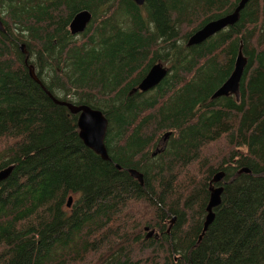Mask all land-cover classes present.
Instances as JSON below:
<instances>
[{
    "label": "trees",
    "instance_id": "1",
    "mask_svg": "<svg viewBox=\"0 0 264 264\" xmlns=\"http://www.w3.org/2000/svg\"><path fill=\"white\" fill-rule=\"evenodd\" d=\"M240 1L0 0V170L14 166L0 182V264H264V0L187 46ZM84 10L91 22L71 35ZM240 45L239 100L212 99ZM157 63L163 80L134 92ZM48 94L101 111L109 161Z\"/></svg>",
    "mask_w": 264,
    "mask_h": 264
},
{
    "label": "water",
    "instance_id": "2",
    "mask_svg": "<svg viewBox=\"0 0 264 264\" xmlns=\"http://www.w3.org/2000/svg\"><path fill=\"white\" fill-rule=\"evenodd\" d=\"M136 5H143L144 0H132ZM248 0H241L238 6L234 11L224 17L212 20L202 26L199 30L193 33L188 41L187 46L200 45L207 39L218 34L219 32L232 27L236 24L239 18L240 11L244 8ZM92 16L88 11H80L75 14L69 24V31L71 35H77L83 33L89 23L91 22ZM0 31H3V27L0 22ZM21 49H24V45H21ZM246 58L242 53V45H240L237 52V56L234 62V68L228 79L223 83V85L217 89L212 95V99H217L220 97L233 96L236 101L240 97V82L246 66ZM167 70L160 64H155L152 66L144 78L140 81L137 88L134 89V92L145 93L154 89L166 76ZM30 75L34 81L41 85L40 82L36 79L34 73L31 71ZM49 97L52 98L50 94ZM54 103L59 106L66 107L71 115L77 116L76 126L78 129L79 139L82 141L83 145L89 150L93 151L98 155L103 161H109V156L105 147V137L108 129V120L104 117L101 111L92 109L88 106L81 105L75 106L68 102L58 101L57 99L52 98ZM14 169V166L11 165L3 170H0V182L5 180ZM131 177L137 179L140 184H142V175L137 173L134 170L128 171ZM248 173L247 169H243L240 173ZM224 177L223 172H219L214 175L210 182L209 187V200L206 207V216L203 225L202 235L207 231L208 227L211 225L214 219L213 210L220 206L221 204V195L223 193L222 187H214V184H218ZM72 202V198L69 197L67 201V207L69 208ZM147 230V228H146ZM153 235V231L148 233V237Z\"/></svg>",
    "mask_w": 264,
    "mask_h": 264
},
{
    "label": "rangeland",
    "instance_id": "3",
    "mask_svg": "<svg viewBox=\"0 0 264 264\" xmlns=\"http://www.w3.org/2000/svg\"><path fill=\"white\" fill-rule=\"evenodd\" d=\"M137 258H139V256H138L137 253H135V254L131 257V261H134V259H137Z\"/></svg>",
    "mask_w": 264,
    "mask_h": 264
},
{
    "label": "flooded vegetation",
    "instance_id": "4",
    "mask_svg": "<svg viewBox=\"0 0 264 264\" xmlns=\"http://www.w3.org/2000/svg\"><path fill=\"white\" fill-rule=\"evenodd\" d=\"M219 183H220V182H219ZM219 183H218V184H219ZM218 184H214V186H215V185H218ZM219 186H220V185H219ZM209 187H210V184H209ZM220 187H221V186H220ZM172 222H173V221H172Z\"/></svg>",
    "mask_w": 264,
    "mask_h": 264
},
{
    "label": "bare ground",
    "instance_id": "5",
    "mask_svg": "<svg viewBox=\"0 0 264 264\" xmlns=\"http://www.w3.org/2000/svg\"><path fill=\"white\" fill-rule=\"evenodd\" d=\"M225 98V97H224Z\"/></svg>",
    "mask_w": 264,
    "mask_h": 264
}]
</instances>
